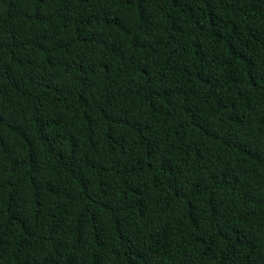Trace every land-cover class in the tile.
I'll return each mask as SVG.
<instances>
[{
  "label": "trees",
  "instance_id": "16d2710c",
  "mask_svg": "<svg viewBox=\"0 0 264 264\" xmlns=\"http://www.w3.org/2000/svg\"><path fill=\"white\" fill-rule=\"evenodd\" d=\"M0 264H264V0H0Z\"/></svg>",
  "mask_w": 264,
  "mask_h": 264
}]
</instances>
